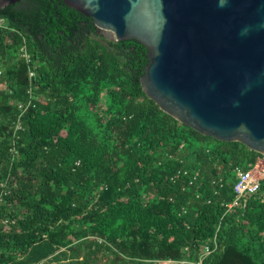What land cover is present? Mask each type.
Returning a JSON list of instances; mask_svg holds the SVG:
<instances>
[{"label":"trees","instance_id":"obj_1","mask_svg":"<svg viewBox=\"0 0 264 264\" xmlns=\"http://www.w3.org/2000/svg\"><path fill=\"white\" fill-rule=\"evenodd\" d=\"M148 54L62 0L0 7V264H264V173L230 207L264 155L162 110Z\"/></svg>","mask_w":264,"mask_h":264},{"label":"water","instance_id":"obj_2","mask_svg":"<svg viewBox=\"0 0 264 264\" xmlns=\"http://www.w3.org/2000/svg\"><path fill=\"white\" fill-rule=\"evenodd\" d=\"M62 1L108 39L148 48L141 84L162 110L264 155V0Z\"/></svg>","mask_w":264,"mask_h":264},{"label":"built area","instance_id":"obj_3","mask_svg":"<svg viewBox=\"0 0 264 264\" xmlns=\"http://www.w3.org/2000/svg\"><path fill=\"white\" fill-rule=\"evenodd\" d=\"M24 55L27 56V54ZM237 175H238V181L235 185L236 199L234 203L230 204V207L238 204L242 199L246 201V199L244 198L245 195L257 193L261 185L260 183H261L262 173L259 170H257L255 167L253 169L246 171L242 169H238ZM212 251L213 249L211 248V246L207 245L204 250V255L202 256L198 264H202L203 257L209 255ZM159 264H191V262L186 259L184 260L167 259V260L159 261Z\"/></svg>","mask_w":264,"mask_h":264},{"label":"rangeland","instance_id":"obj_4","mask_svg":"<svg viewBox=\"0 0 264 264\" xmlns=\"http://www.w3.org/2000/svg\"><path fill=\"white\" fill-rule=\"evenodd\" d=\"M257 170L264 173V157L260 158L255 166Z\"/></svg>","mask_w":264,"mask_h":264}]
</instances>
